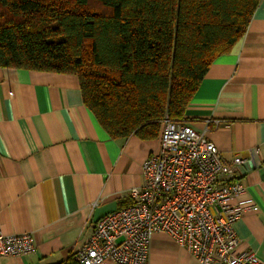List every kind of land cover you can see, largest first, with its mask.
Returning a JSON list of instances; mask_svg holds the SVG:
<instances>
[{
	"label": "crops",
	"instance_id": "1",
	"mask_svg": "<svg viewBox=\"0 0 264 264\" xmlns=\"http://www.w3.org/2000/svg\"><path fill=\"white\" fill-rule=\"evenodd\" d=\"M240 172L256 200L235 224L240 250L264 260V0L244 36L209 67L185 113ZM219 120L218 125L213 120ZM157 137L112 138L86 105L77 75L0 66V231L32 232L36 250L0 264H56L96 220L132 203ZM149 264H202L164 232Z\"/></svg>",
	"mask_w": 264,
	"mask_h": 264
},
{
	"label": "trees",
	"instance_id": "2",
	"mask_svg": "<svg viewBox=\"0 0 264 264\" xmlns=\"http://www.w3.org/2000/svg\"><path fill=\"white\" fill-rule=\"evenodd\" d=\"M261 0H0V66L78 76L112 138L158 136ZM56 264H80L76 253Z\"/></svg>",
	"mask_w": 264,
	"mask_h": 264
},
{
	"label": "built area",
	"instance_id": "3",
	"mask_svg": "<svg viewBox=\"0 0 264 264\" xmlns=\"http://www.w3.org/2000/svg\"><path fill=\"white\" fill-rule=\"evenodd\" d=\"M243 161L238 153L226 158L207 128L199 131L165 117L160 147L143 163L145 181L130 190L132 203L96 220L76 259L80 264H149L153 236L164 232L202 264H264L255 251L240 250L234 229L256 205L240 172ZM35 250L32 232L0 231V258Z\"/></svg>",
	"mask_w": 264,
	"mask_h": 264
}]
</instances>
